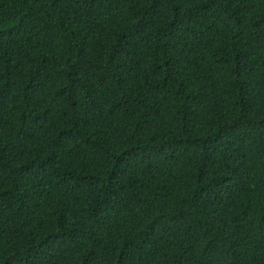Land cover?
<instances>
[{
    "label": "trees",
    "instance_id": "16d2710c",
    "mask_svg": "<svg viewBox=\"0 0 264 264\" xmlns=\"http://www.w3.org/2000/svg\"><path fill=\"white\" fill-rule=\"evenodd\" d=\"M0 264H264V0H0Z\"/></svg>",
    "mask_w": 264,
    "mask_h": 264
}]
</instances>
